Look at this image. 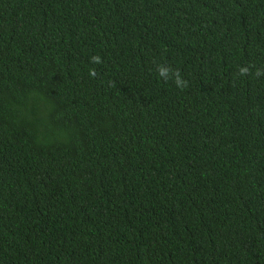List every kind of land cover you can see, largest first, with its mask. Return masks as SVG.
Listing matches in <instances>:
<instances>
[{
  "label": "trees",
  "instance_id": "obj_1",
  "mask_svg": "<svg viewBox=\"0 0 264 264\" xmlns=\"http://www.w3.org/2000/svg\"><path fill=\"white\" fill-rule=\"evenodd\" d=\"M0 264H264V0H0Z\"/></svg>",
  "mask_w": 264,
  "mask_h": 264
},
{
  "label": "clouds",
  "instance_id": "obj_2",
  "mask_svg": "<svg viewBox=\"0 0 264 264\" xmlns=\"http://www.w3.org/2000/svg\"><path fill=\"white\" fill-rule=\"evenodd\" d=\"M91 59L93 61H95V62H100V57L99 56H93ZM242 71H246V70H242ZM161 75H163V72H161ZM177 86L178 87L182 86L181 82L179 81V79L177 80Z\"/></svg>",
  "mask_w": 264,
  "mask_h": 264
}]
</instances>
